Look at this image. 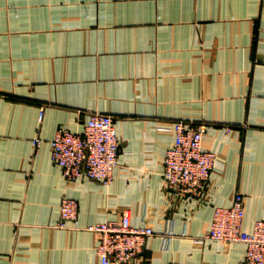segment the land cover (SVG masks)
Instances as JSON below:
<instances>
[{
	"label": "crops",
	"instance_id": "obj_1",
	"mask_svg": "<svg viewBox=\"0 0 264 264\" xmlns=\"http://www.w3.org/2000/svg\"><path fill=\"white\" fill-rule=\"evenodd\" d=\"M98 113L121 142L113 181L68 182L52 140ZM179 121L205 125L216 154L202 196L165 188ZM237 193L251 232L264 220V0H0V264H102L86 227L126 211L155 232L129 264H242L245 244L203 239ZM64 197L77 226L57 225Z\"/></svg>",
	"mask_w": 264,
	"mask_h": 264
},
{
	"label": "built area",
	"instance_id": "obj_2",
	"mask_svg": "<svg viewBox=\"0 0 264 264\" xmlns=\"http://www.w3.org/2000/svg\"><path fill=\"white\" fill-rule=\"evenodd\" d=\"M44 118L41 108L39 121ZM115 118L107 114L90 116L82 133L59 129L52 140L51 159L60 167L68 182L90 179L109 185L119 165L121 142ZM174 142L164 158L163 179L165 188L181 196L205 193L207 183L216 166V154L203 148L205 125L194 126L182 121L173 124ZM40 139L35 145H40ZM78 201L64 197L60 204L58 226H77ZM245 209L243 195L237 193L230 206L214 209L210 228L204 240L224 243H243L246 252L242 264H264V220L254 224L251 232L243 229ZM99 235L97 254L102 264H129L145 252L151 227L132 226L131 215L126 211L120 220H107L86 227Z\"/></svg>",
	"mask_w": 264,
	"mask_h": 264
}]
</instances>
